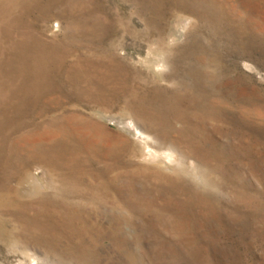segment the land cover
I'll return each mask as SVG.
<instances>
[{
    "label": "rangeland",
    "instance_id": "obj_1",
    "mask_svg": "<svg viewBox=\"0 0 264 264\" xmlns=\"http://www.w3.org/2000/svg\"><path fill=\"white\" fill-rule=\"evenodd\" d=\"M0 264H264V0H0Z\"/></svg>",
    "mask_w": 264,
    "mask_h": 264
}]
</instances>
